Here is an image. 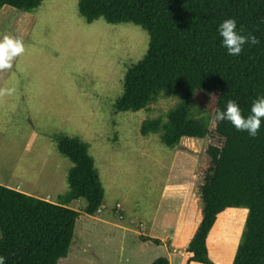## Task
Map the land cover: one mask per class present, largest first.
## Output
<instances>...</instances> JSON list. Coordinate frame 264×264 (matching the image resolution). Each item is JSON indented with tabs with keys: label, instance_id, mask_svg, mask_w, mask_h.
Instances as JSON below:
<instances>
[{
	"label": "rangeland",
	"instance_id": "rangeland-1",
	"mask_svg": "<svg viewBox=\"0 0 264 264\" xmlns=\"http://www.w3.org/2000/svg\"><path fill=\"white\" fill-rule=\"evenodd\" d=\"M5 34L22 35L26 51L11 70L0 72V88L15 89L0 98V184L58 201L69 190L73 166L57 149L55 136L63 133L89 144L105 189L95 215L84 212L83 198L70 202L80 214L69 253L58 264H149L175 244L185 246L202 212L207 148L223 139L214 132V119L207 137H184L175 148L157 134L142 135V121L163 115L179 97L161 96L148 110L115 109L127 69L148 50L147 31L103 18L89 23L78 0H43L33 13L3 6L0 37ZM192 102L211 112L206 93ZM180 212H187V223L177 239ZM247 212L231 207L218 217L209 238L215 264L231 263ZM142 235L162 241H145Z\"/></svg>",
	"mask_w": 264,
	"mask_h": 264
},
{
	"label": "trees",
	"instance_id": "trees-1",
	"mask_svg": "<svg viewBox=\"0 0 264 264\" xmlns=\"http://www.w3.org/2000/svg\"><path fill=\"white\" fill-rule=\"evenodd\" d=\"M43 0H0V9L11 6L33 13ZM78 11L87 22L103 18L108 23H133L149 34L142 59L124 76V91L115 102L117 111L148 110L161 96L180 101L163 115L142 121L140 132L157 134L171 148L184 137L203 139L228 99L238 102L245 116L253 101L264 95V0H78ZM234 18L242 34H254L259 44H245L238 56L228 55L218 27ZM206 93L211 112L193 104ZM203 109V110H202ZM221 145L210 144V164L201 185L202 217L189 240L183 264H215L208 239L219 213L229 207H246L241 240L232 264H264V120L256 137L238 131L228 121H215ZM58 151L73 166L69 190L56 202L0 184V255L5 264H58L69 253L80 212L69 206L83 198L84 212L98 213L105 189L89 152L77 136H55ZM160 243L159 238L142 235ZM149 264H170L160 256Z\"/></svg>",
	"mask_w": 264,
	"mask_h": 264
},
{
	"label": "clouds",
	"instance_id": "clouds-1",
	"mask_svg": "<svg viewBox=\"0 0 264 264\" xmlns=\"http://www.w3.org/2000/svg\"><path fill=\"white\" fill-rule=\"evenodd\" d=\"M218 32L222 44L228 55L238 56L242 53L245 44H259V39L252 33L242 34L243 29L237 30V21L234 18L225 19L220 23ZM26 45L22 35L5 34L0 37V72L11 70L18 57L25 54ZM15 89L12 87L0 88V98L12 96ZM215 121H228L238 131H246L251 137H256L264 120V95L258 96L252 103L250 114L245 116L238 102L228 99L225 110H217ZM0 264H5V257L0 255Z\"/></svg>",
	"mask_w": 264,
	"mask_h": 264
},
{
	"label": "crops",
	"instance_id": "crops-1",
	"mask_svg": "<svg viewBox=\"0 0 264 264\" xmlns=\"http://www.w3.org/2000/svg\"><path fill=\"white\" fill-rule=\"evenodd\" d=\"M203 208V207H202ZM229 208H231V207H229ZM227 209V208H226ZM234 209H239V208H234ZM184 213V215H183V219H182V221L180 220V222H181V224H179L177 227L175 226V229H174V235L175 236H177L178 238L177 239H179L180 238V233H182L183 231H184V228H183V225H185V222L187 223V221H186V215H187V212H180V215H182ZM221 213H223V211L221 212ZM221 213H219V215H218V217L220 216V214ZM226 213V212H225ZM229 213V215L230 214H239V213H242V212H228ZM248 213V212H247ZM246 216L247 215H244L243 217H244V219L246 220ZM201 217H202V212H200V219H199V221L201 220ZM218 217H217V219H218ZM181 218H182V216H181ZM243 219V220H244ZM199 221H198V224H199ZM217 221V220H216ZM179 222V223H180ZM216 223V222H215ZM215 225V224H214ZM198 226V225H197ZM197 226H196V228H197ZM214 227V226H213ZM196 228H195V230H196ZM213 229V228H212ZM211 229V230H212ZM195 230L193 231V233L191 234V236L189 237V239H188V241H187V244L185 245V246H183V247H181V249H178L179 247H180V245H179V243H177V244H175L174 245V247H173V249L172 250H168V254H167V258L169 259V261H170V264H172V260L174 259V258H178V260H177V263L178 264H183L184 263V261H185V250H186V247H187V245H188V242H189V240L192 238V236H193V234H194V232H195ZM210 233H211V231H210ZM210 233H209V237H210ZM147 236V235H146ZM152 237V236H151ZM160 240L162 241V239L160 238ZM175 240V239H174ZM178 241V240H177ZM208 246H209V239H208ZM178 249V250H177ZM180 250V251H179ZM210 250V249H209ZM137 251L139 252V253H142V248L140 247V246H137ZM177 251H179V253H177ZM236 252V251H235ZM233 259H234V257H233ZM233 259H232V261H231V263L230 264H232V262H233ZM193 263H198V262H191L190 264H193ZM199 264H201V263H199Z\"/></svg>",
	"mask_w": 264,
	"mask_h": 264
}]
</instances>
